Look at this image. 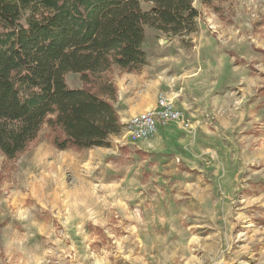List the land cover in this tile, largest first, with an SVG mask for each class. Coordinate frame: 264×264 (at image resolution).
Wrapping results in <instances>:
<instances>
[{
	"label": "rangeland",
	"instance_id": "rangeland-1",
	"mask_svg": "<svg viewBox=\"0 0 264 264\" xmlns=\"http://www.w3.org/2000/svg\"><path fill=\"white\" fill-rule=\"evenodd\" d=\"M194 5L193 32L145 27L146 64L108 73L127 120L164 97L190 126L75 151L44 125L0 155V264H264V0Z\"/></svg>",
	"mask_w": 264,
	"mask_h": 264
},
{
	"label": "trees",
	"instance_id": "trees-1",
	"mask_svg": "<svg viewBox=\"0 0 264 264\" xmlns=\"http://www.w3.org/2000/svg\"><path fill=\"white\" fill-rule=\"evenodd\" d=\"M0 0V155L46 136L58 150L109 147L120 134L113 68L146 64L144 29L191 33L209 0ZM69 72L80 88H70Z\"/></svg>",
	"mask_w": 264,
	"mask_h": 264
},
{
	"label": "built area",
	"instance_id": "built-area-1",
	"mask_svg": "<svg viewBox=\"0 0 264 264\" xmlns=\"http://www.w3.org/2000/svg\"><path fill=\"white\" fill-rule=\"evenodd\" d=\"M159 99L157 110L130 118L125 122L124 127L129 134L138 139H148L157 132L160 125L176 122L182 123L186 127L190 126V121L181 111L166 102L164 97Z\"/></svg>",
	"mask_w": 264,
	"mask_h": 264
},
{
	"label": "crops",
	"instance_id": "crops-1",
	"mask_svg": "<svg viewBox=\"0 0 264 264\" xmlns=\"http://www.w3.org/2000/svg\"><path fill=\"white\" fill-rule=\"evenodd\" d=\"M119 104H120V103L117 101V102H116L117 107H118ZM117 111H118V115H119V118H120V122H121V123H125L127 119L124 118L123 115H122V113L124 112V111H123V106H120V107L117 109Z\"/></svg>",
	"mask_w": 264,
	"mask_h": 264
}]
</instances>
